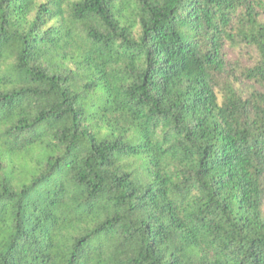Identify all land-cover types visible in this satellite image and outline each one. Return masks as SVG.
I'll return each instance as SVG.
<instances>
[{
  "label": "trees",
  "instance_id": "16d2710c",
  "mask_svg": "<svg viewBox=\"0 0 264 264\" xmlns=\"http://www.w3.org/2000/svg\"><path fill=\"white\" fill-rule=\"evenodd\" d=\"M0 264H264V0H0Z\"/></svg>",
  "mask_w": 264,
  "mask_h": 264
},
{
  "label": "rangeland",
  "instance_id": "374dc122",
  "mask_svg": "<svg viewBox=\"0 0 264 264\" xmlns=\"http://www.w3.org/2000/svg\"><path fill=\"white\" fill-rule=\"evenodd\" d=\"M226 60L230 67L242 68L244 66H250L256 59V53L253 50H250L246 47L244 48H229L226 47ZM246 84V82H245ZM247 85V84H246ZM246 85H244L246 87Z\"/></svg>",
  "mask_w": 264,
  "mask_h": 264
}]
</instances>
